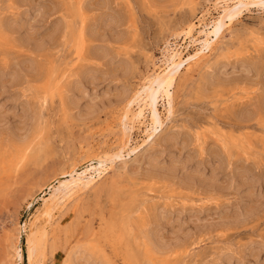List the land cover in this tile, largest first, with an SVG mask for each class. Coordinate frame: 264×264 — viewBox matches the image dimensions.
<instances>
[{
	"label": "rangeland",
	"instance_id": "374dc122",
	"mask_svg": "<svg viewBox=\"0 0 264 264\" xmlns=\"http://www.w3.org/2000/svg\"><path fill=\"white\" fill-rule=\"evenodd\" d=\"M224 1L216 10L217 0H0V264H28L26 232L22 261L13 247L41 191L49 195L47 185L73 166L100 169L84 163L98 145L108 151L127 100L187 52V26L197 36L226 15L233 1ZM232 25L208 60L178 77L167 120L160 103L159 145L145 154L148 122L137 125L130 144L142 149L57 214L38 262L61 264L90 243L101 264H264V6ZM66 26L82 31L81 52L67 45ZM220 50L219 66L207 67ZM51 70L58 86L46 92L45 152L4 170L30 137Z\"/></svg>",
	"mask_w": 264,
	"mask_h": 264
},
{
	"label": "bare ground",
	"instance_id": "6f19581e",
	"mask_svg": "<svg viewBox=\"0 0 264 264\" xmlns=\"http://www.w3.org/2000/svg\"><path fill=\"white\" fill-rule=\"evenodd\" d=\"M232 1L233 3L231 6H228V11L226 15L224 17H221V20L217 21L216 24L210 28L209 32H207V29L205 28L206 25L202 24L203 27L201 30L198 31V35L193 36L192 32H194V23L193 24L191 23L190 25L188 24L189 25L187 26V28L189 27V30L187 32L188 35L186 34L187 36L184 37L183 39L184 41H186L188 38L190 40L189 42L187 41L188 43L186 42L188 44L186 47L187 52L186 53L181 52L171 55L169 59L165 60L164 65L159 66L157 71L154 72V74L151 77L147 79L145 78L146 82L143 83V85L138 90H136L133 93V95L127 100L125 106L122 109L121 114L120 115L118 114V116L115 118L116 120L115 121L113 120V123L110 125V130L114 129V131H113V141L111 142L108 151H106L102 155V152H99L100 148L98 145V147L95 150L96 154L84 163L87 165L93 164V162L97 163L100 165L99 170L93 168V172H92V169L90 170L87 168L82 172H77L78 166H73L66 172L62 173L61 177L53 178V180L51 179L52 181L49 183V185H47L48 187L46 188V189L49 188L50 190L49 195L47 194L48 192L46 193L45 190L41 191V194H43V196L40 197L41 199L39 198L40 199L39 202H41V208L36 211L30 222L28 223L25 222L22 226H19L17 229V236H16L17 241L15 240L16 242L13 247L14 257L16 259H19V261L23 260V253L19 249L18 242L22 232H26V251L28 255V264H41L40 262H38L39 260L37 259V257L41 255L40 253L44 252V243L46 242L45 240L49 233L48 231L49 227H51L53 224L56 223L57 214H60L63 209H66V207H68L72 203H73L72 204L73 207L77 206L78 199L81 200L79 197L80 196L82 197L83 194H85L84 192L87 189H90V187H92L93 185H95V183H97L98 180L102 179L105 175H108L112 170L113 164L117 160L123 159L125 156H130L131 154H135L138 151V149L143 147V145L147 144V149L144 151L145 154H148L150 151H152V149L157 144L159 145L161 140L158 138L155 139L156 134L159 131V129L163 127L165 120L169 119L174 114L175 99L172 90L175 89V85L178 80V77L181 76L183 72L185 74L186 73L185 71H189L191 66H194V64L201 62L205 57H207L208 60V57L209 56L211 57L212 54L215 52L216 45L221 40L226 29H228L233 24V22H235L238 18L242 17L245 11H249L250 8L253 7L261 8L262 6H264V0H232ZM222 2L225 1L217 0L215 4L216 10L221 8L220 4ZM79 32L81 33L82 31ZM80 33L79 35H77L75 33L74 28L71 29L70 26H66V30L63 35V38L66 40L67 45H71L78 52H81L83 49L81 42L82 34ZM190 47H194L195 51L189 53L187 49ZM224 56H225V52L223 50H220L217 54L214 55V59L212 61L210 62L208 61L207 67L209 68L212 67V69L214 67L216 68L217 66H219L218 64L220 59ZM53 72L51 70V72L49 73H44L46 76H44L45 79L43 80V86L47 91L44 90L45 94H43L42 98L39 96L37 97L39 108L37 109L38 112L36 115V123H34L33 125L34 127L32 128L31 133L29 135L30 137L26 139L25 142L22 141L23 142L22 145L19 144L20 146L17 147L15 154L11 156L12 158L8 160L7 167H5L4 170L17 168L20 166L21 163L25 162L29 158L39 159L44 151V148H46L45 143L42 142L41 140L43 132L47 126V120L43 117V113H44L43 109L47 103L48 95L52 94L54 88L58 86L57 83L53 84V80H52L54 77ZM147 89H152V94H151L150 103L146 105L144 99ZM46 92L48 95L46 94ZM163 101H165L164 110H163L166 112L165 120L163 118V114L160 109V105H161L160 103H162ZM146 107H148V110H146ZM146 122H148V125L146 127V132L147 131L149 132L147 133V140L143 142L142 146L138 145L140 148L133 146L132 144H130L131 134L136 130L135 128L137 125L145 126L144 124ZM25 138L26 137L24 136V139ZM83 149L84 148H82V150ZM105 149H107V147ZM117 169L120 168L118 167ZM117 169L115 173L117 172ZM64 178H68V179L62 180ZM55 183H58L57 187H55L56 186ZM114 183L117 182L115 181ZM146 253L148 254L149 252L147 251ZM92 260L94 264H99V263L101 264L103 262L99 248H97V246L90 245V243H82L76 245V247H74L73 250L70 251L66 259L61 264H89Z\"/></svg>",
	"mask_w": 264,
	"mask_h": 264
},
{
	"label": "snow or ice",
	"instance_id": "6c2138e0",
	"mask_svg": "<svg viewBox=\"0 0 264 264\" xmlns=\"http://www.w3.org/2000/svg\"><path fill=\"white\" fill-rule=\"evenodd\" d=\"M169 108H170V105H169Z\"/></svg>",
	"mask_w": 264,
	"mask_h": 264
}]
</instances>
